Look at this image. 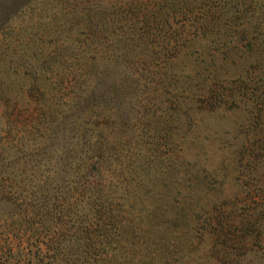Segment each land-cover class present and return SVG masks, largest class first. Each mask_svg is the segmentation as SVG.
<instances>
[{"label":"rangeland","instance_id":"374dc122","mask_svg":"<svg viewBox=\"0 0 264 264\" xmlns=\"http://www.w3.org/2000/svg\"><path fill=\"white\" fill-rule=\"evenodd\" d=\"M186 5L258 9L263 17L244 14L235 22L239 35L210 36L172 68L153 60L118 77L131 92L146 89V82L155 94L157 86L159 100L167 95L169 73L180 74L182 96L195 71L203 74L194 92L201 78L218 73L230 101L212 109L187 99L74 101V56L86 30V18L77 19L103 6L159 7L150 20L165 21L166 9ZM91 131L93 141L100 134L123 141L121 163L107 177L112 188L117 183L115 217L89 241L111 263L264 264V0H0V189L32 206L44 196H71L96 166L80 160L87 149L83 134ZM182 198L197 208L227 204L223 228L205 242H190L187 225H172L183 209L173 204ZM10 211L9 204L0 206L5 241L11 240L7 222L17 215Z\"/></svg>","mask_w":264,"mask_h":264},{"label":"trees","instance_id":"16d2710c","mask_svg":"<svg viewBox=\"0 0 264 264\" xmlns=\"http://www.w3.org/2000/svg\"><path fill=\"white\" fill-rule=\"evenodd\" d=\"M248 12V9L228 6L200 8L186 5L169 7L161 14L168 19L156 21L150 18L160 15L159 7L115 11L103 6L88 11L87 17L76 21L86 18V30L82 31L85 36L77 39L81 48L74 56L77 85L74 101H96L99 96V101L108 98L114 101L158 100L160 94L157 86L152 88L155 94L148 90L146 82L141 86L146 89L131 92L128 81L118 76L144 70L153 60L160 66L167 64L172 68L180 61L179 57L192 55L191 49L197 43L211 41L210 36H216V41H219L226 31L230 35L236 32L239 35L240 30L236 31L235 22L244 14L252 20L263 17L258 9ZM255 12L259 13L255 15ZM176 15L181 20L173 22L170 16ZM199 54L201 52L196 50V59ZM61 55L66 53L62 51ZM201 74V71H195L182 96L178 93L180 74L169 73L167 95L161 96L158 101H203L207 109L230 101L228 95L220 90L223 79L218 73L201 78L196 87L198 91L194 92L193 87L197 85L195 80ZM105 84L109 91H101ZM83 137L87 149L85 155L80 157L81 163L92 159L96 166L85 175L83 181L76 182L74 189H70L71 196L64 195L61 199H45L44 196L37 200L36 206H32L16 197H8L6 191L0 189V206L9 204V215L17 214L7 222L11 240L0 238V264H103L101 261L107 259L105 249L96 250L89 241L95 231L98 234L105 231L104 225L115 217L111 189L117 188V183L112 188L107 177L115 173L110 168L121 163L123 141L116 135L102 134L93 141L92 131L89 136L84 133ZM190 202L187 198L175 200L173 207L183 209L173 214L172 225L179 221L187 225L186 234L190 236V242L195 238L202 242L212 239L219 228H223L224 212L228 205L214 202L210 208H197ZM159 251L160 247L153 250L155 255ZM107 262L113 264L109 260Z\"/></svg>","mask_w":264,"mask_h":264}]
</instances>
